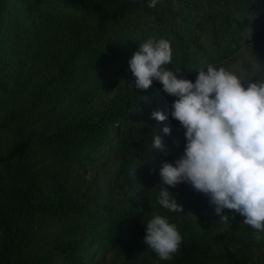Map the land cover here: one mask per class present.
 <instances>
[{"label":"trees","instance_id":"1","mask_svg":"<svg viewBox=\"0 0 264 264\" xmlns=\"http://www.w3.org/2000/svg\"><path fill=\"white\" fill-rule=\"evenodd\" d=\"M20 2L63 47L37 82L0 75V264L259 259L205 213L231 196L243 208L242 164L213 172L214 188L186 176L194 145L214 168L245 141L264 153V61L231 74L241 47L254 56L264 41V0ZM101 178L110 186L95 203ZM149 228L185 235L167 245L170 263Z\"/></svg>","mask_w":264,"mask_h":264},{"label":"rangeland","instance_id":"2","mask_svg":"<svg viewBox=\"0 0 264 264\" xmlns=\"http://www.w3.org/2000/svg\"><path fill=\"white\" fill-rule=\"evenodd\" d=\"M21 5L20 0H2L0 3V75L6 81L30 75L37 82L53 71L54 60L60 55L59 51L63 47V42L58 32L47 31L43 23L34 20L28 15V10L22 8ZM231 14L238 13L231 11ZM247 16L251 21L253 18L251 14ZM257 28L258 32L264 34V14L257 23ZM258 51L256 55L249 56L247 48L241 47L231 66L232 76H236L237 73L242 74L246 65L253 69L259 60L264 61V41L259 45ZM135 82L136 79L118 81L106 98L118 90L120 85H132ZM219 95L214 94L212 98L219 99ZM187 159L192 165L186 177L201 189L205 188V185L214 188L218 185L220 174L229 175L232 172L235 174L238 165L242 164L247 181L244 187L246 197L243 201V208L234 206L233 203H236L238 197L231 196V201L228 203L229 208L210 209L205 213L212 223H216L218 228L220 226L222 232L227 234L230 230L232 234H229L235 239L236 244L252 246L260 252L259 259L252 258L248 263L264 264V153L245 141L241 143L240 149L235 147L232 149L229 160L222 165V168L211 166L207 149L201 145L190 147ZM213 172H220V174L213 177ZM109 186L102 178L99 179L95 203L99 201L100 195L107 191ZM216 215L220 219L218 222L214 219ZM143 234L148 242L162 247L168 263H170V256L167 245L176 247L185 238L184 234L167 236L150 228L144 230ZM218 234L222 236V233ZM91 245L92 242H83L81 247L90 254Z\"/></svg>","mask_w":264,"mask_h":264}]
</instances>
